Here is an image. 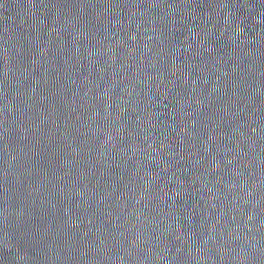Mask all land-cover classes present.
<instances>
[{"label":"water","instance_id":"1","mask_svg":"<svg viewBox=\"0 0 264 264\" xmlns=\"http://www.w3.org/2000/svg\"><path fill=\"white\" fill-rule=\"evenodd\" d=\"M0 264H264V0H0Z\"/></svg>","mask_w":264,"mask_h":264}]
</instances>
